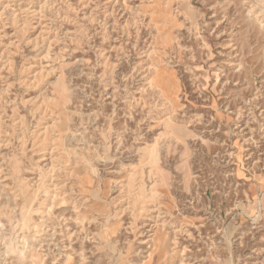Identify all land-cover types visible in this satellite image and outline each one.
I'll return each mask as SVG.
<instances>
[{
  "label": "rangeland",
  "instance_id": "obj_1",
  "mask_svg": "<svg viewBox=\"0 0 264 264\" xmlns=\"http://www.w3.org/2000/svg\"><path fill=\"white\" fill-rule=\"evenodd\" d=\"M0 264H264V0H0Z\"/></svg>",
  "mask_w": 264,
  "mask_h": 264
}]
</instances>
